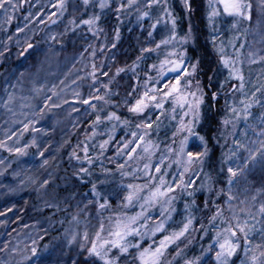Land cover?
Wrapping results in <instances>:
<instances>
[{
  "label": "snow or ice",
  "instance_id": "1",
  "mask_svg": "<svg viewBox=\"0 0 264 264\" xmlns=\"http://www.w3.org/2000/svg\"><path fill=\"white\" fill-rule=\"evenodd\" d=\"M60 8L65 9L64 0H59ZM183 10L190 18L193 9L192 0H181ZM82 6L84 13L87 14L89 8L101 10L112 9L116 20L121 21V16L131 17L135 14V21L143 26L145 18L153 20L154 23L150 25V28L155 29L157 25L169 24L170 35L161 39L156 48H144L143 52L151 53L156 49H159L161 45H172L173 48L176 45L173 43L176 41L178 16L174 13L169 0H82ZM17 4L13 3V0H0V11L5 15L6 23L12 19V13L16 11ZM155 9L156 13L153 14L152 10ZM207 21L213 33L212 41L213 46L218 53V66L216 70L212 71V75L207 77L206 81L197 79L199 60L196 63H190L186 61V50L173 51L169 54V57H175V59L166 57L160 61L159 66L152 64L149 68L155 71L156 76L153 77L145 73L143 81V92L135 99V102L128 108V111L138 117H143L141 123L134 125L135 131L129 133L131 139L127 141H121L120 147L117 149L116 155L126 156L128 160H145L143 168L137 167L133 171L142 172L147 177L149 183L140 184H127L124 186L127 194L122 197L125 205L134 206L138 205L139 210L134 214L129 215L127 212L115 216L114 219L110 218V227L105 230L103 222L100 223L99 228L95 231L92 237L89 236L87 229L82 233L78 231H72L70 234L69 243H76L77 237L80 239L78 244L79 255L84 256V264H120L122 259L131 258L137 261L138 264H163L164 251L167 246L184 236L186 232H189L190 225L193 222L191 214L187 218V222L184 223L180 231L171 235L164 236L159 245L153 247L148 245L142 247L140 240L144 236L148 235L146 229L147 221L152 219L150 215V209L159 205L161 211L160 215L164 216V220L160 221L151 229L152 235L164 229V221L170 219L171 213L175 211L172 207L173 202L176 199L175 191L179 188L182 192L186 189L192 188L195 181L189 179L185 181L184 174L189 172L192 165L199 164L201 167L192 172L193 176H199L203 172V163L205 159L209 158V149L207 144L208 139L204 135H200L197 132L196 126L200 124L204 109H211L218 104L221 100L224 101V108L226 111L225 116L220 121L221 129L219 138L225 141V145L228 143V138L231 137V145L227 147V151L221 149V157L219 161V167L216 175L211 172L204 173V179L198 186L200 191L206 193L207 196L213 199L209 201L205 200L204 206L208 207L209 203L212 204L214 211L208 218L209 228L215 232L212 237L213 243L209 244L207 248H202L201 256H197L192 260H188L185 264H200L203 259L204 253L214 252L215 264H236L233 257L237 256L238 250H242L243 256L239 257V264H264V243H253L255 238L259 236L264 240V202H259L258 206L255 202L258 201V196L253 195L251 197L253 207L252 209L244 207L247 203V193L249 189L239 187L240 179L244 178L247 181V174L252 172L255 168L259 167L264 171V111L256 113L253 111L255 107L264 109V83L254 85V90L250 93L245 90L246 78L244 75V56L243 49L248 43L247 33L248 29H245L243 33L239 32V24L243 21H252V4L250 0H207ZM222 17L232 18V28L237 31V35L228 40V45L232 48V55H229L225 50V44L223 41L217 46L215 41L219 29L215 27L216 21ZM101 20V14L93 11L88 15L86 19H81L80 23L86 25L88 30L96 35L94 29L97 28L98 22ZM260 21H257L259 27ZM17 31L21 29L17 28ZM99 31H103L99 29ZM116 38H119V28L115 29ZM148 37L153 36L152 31H148ZM55 39V37H51ZM260 41L264 42V34H261ZM239 42V43H237ZM19 43V41H17ZM178 43L180 45H188L196 43V36L192 32L191 24L187 31L180 36ZM115 47V44H112ZM31 43L27 44V47L20 53L21 56L32 49ZM95 52H93V56ZM142 59L141 57L137 58ZM247 59L250 64H256L264 62V55H258L257 52L249 51L247 53ZM93 72L90 73L93 80L96 79L95 73L97 66L92 65ZM135 65L133 66V71ZM191 69V70H189ZM226 70L227 75L223 80H219L220 70ZM123 68L117 69V74L123 72ZM168 72L175 73V76L171 80H165ZM23 72L20 73L23 76ZM103 76H107L108 72L101 73ZM236 81L237 83H230ZM13 87H15L13 85ZM105 89H108V85H104ZM135 88H133V91ZM34 91L38 92L39 89ZM240 93V99L237 100L235 94ZM260 93V96L257 94ZM108 96L116 95L108 91ZM53 95H56L53 93ZM131 95V93H129ZM231 97V103L229 102ZM15 95L13 92H8L6 99H4L2 107L8 112H13L12 105L15 102ZM23 99V98H22ZM103 100L105 104L111 103L110 99H104V97L95 96L83 99L82 103L89 105L90 108L95 109L96 105L90 103V100ZM52 100V96H47L43 101V106L40 107L39 112H43L44 108L48 107V102ZM68 103V101H64ZM169 105L166 109L165 105ZM24 107H31V105H23ZM59 104H52V107H59ZM177 108L180 109L179 122L175 126V131L172 132L173 138L177 133L180 134L181 139L178 147H168L167 152L175 156V163L182 167L183 171L178 173L179 180H173L172 183H167L164 179V174L159 177L152 175V169H155L156 173H161L160 165L164 163L168 156L161 154L159 161L153 165L152 155L158 148V145L153 144L151 140H145V136L150 133L148 130L153 128V123L156 124L158 130L163 121L161 117H164L169 121L177 120ZM73 111L77 109L73 108ZM155 112V121L152 120V113ZM116 121L122 123L126 127L130 126L128 120H121V117L116 112H108L104 115L103 120L101 115L97 114L95 120L92 121L93 135H95V127L103 121ZM36 121L30 120L24 124V129L27 130L29 124H34ZM116 124L112 125L109 131L107 140L102 141L99 144L100 154L103 152L109 142L113 139L111 133L115 132ZM33 131L38 129L33 128ZM14 135V133H13ZM195 137L200 143L195 145L196 147H202L203 151H190L189 139ZM11 137H9L10 139ZM91 137H87L82 146V155L77 154L75 150L70 153V160H75L80 167L73 174L75 179L82 183L91 184V195L93 200L96 201V205L100 210H107L109 206L108 197L101 191L105 184L109 183V178L112 175V170L102 165V171L97 174L91 167H84L85 164L93 166L95 161L89 156V144L87 140ZM212 139H215L213 137ZM217 144L219 140L217 139ZM35 143V141H33ZM173 145L176 141L173 139ZM0 147H7L0 142ZM27 147V145H25ZM95 147V146H94ZM140 149V153H137V149ZM9 152L13 149L8 148ZM16 153L26 155L20 148H15ZM40 156L44 153L41 151ZM0 163H3L0 160ZM47 163V160L44 161ZM171 165H169L170 167ZM120 169L121 176H127L130 173L123 171L124 164L117 165ZM95 176V182H92L91 177ZM88 177V180H85ZM159 183H151L154 180ZM49 180H44L43 185H47ZM223 185V187H218ZM258 192L264 194V189H258ZM241 193L244 194V198H241ZM188 197L195 196V190L187 192ZM66 201L72 199V196L65 198ZM217 200H222L226 206L221 207ZM237 202L238 205L237 206ZM92 203V201H89ZM195 204L194 199L192 205ZM79 207V205H77ZM87 205H85V208ZM185 210L190 207L189 203L185 202ZM66 210V209H65ZM83 211V209H81ZM225 211L230 213L229 216H225ZM167 212V215L165 213ZM72 221L79 224V216L73 215ZM217 221L219 223H217ZM145 228V231H141ZM209 228H206L202 223L200 230L207 235ZM132 237L135 239V243L129 239ZM139 238V239H136ZM32 247L28 249V254L23 256V260L26 264H43L42 252L38 250L36 241H32ZM8 248V243L5 242L4 249ZM47 246H45V249ZM4 249H0L3 251ZM115 250V252H113ZM11 252H16L15 247L11 248ZM135 252V255H133ZM179 251L177 255H179ZM0 264H7V262H0ZM71 264H78L77 260H72ZM205 264L207 262L205 261Z\"/></svg>",
  "mask_w": 264,
  "mask_h": 264
},
{
  "label": "trees",
  "instance_id": "2",
  "mask_svg": "<svg viewBox=\"0 0 264 264\" xmlns=\"http://www.w3.org/2000/svg\"><path fill=\"white\" fill-rule=\"evenodd\" d=\"M255 1L250 0L252 14L255 13ZM192 3L194 11L190 18L183 10H180V8L178 10L180 13L177 14L176 38H180L187 31L189 24H191L192 32L196 36V43L194 45L188 44L183 46L179 44L177 52L186 50L187 55L185 58L186 61L190 60V63H196L198 59L200 63L196 78L206 81L207 77L212 75V71L217 69L218 53L213 46V33L207 21L206 1L192 0ZM172 4L176 6L175 0L172 1ZM61 13L63 15L61 20L55 24L60 35L52 43H49V47L44 46V36L39 32L30 41L23 42L20 46L8 47L5 51L0 52V80L7 75L14 77L24 71H37L36 68H38V65H41L44 58L60 61L64 59V55L66 54L81 55L87 61V66L85 65L80 69V72L83 74L80 83L83 99H87V95L90 94L91 97L100 96L104 97V99H110L111 103L105 104L103 100L92 99L90 103L96 105V108L93 109L81 102L79 109L74 114L76 119L71 121V124L68 123L59 130L50 131L40 145L45 150L43 158L34 157L32 166L26 172L32 174L31 181L12 189L8 185L11 183L9 179L5 178L6 176L0 177V249H4L5 242L9 246L17 234L35 228V230L45 234L44 241L49 240V250L44 253L42 252L43 264H71L72 260H77L78 264H84V256L79 255L78 245L64 247L63 242L56 244L57 242L50 241V236L47 234L50 233L52 227L57 228L60 219L66 217L71 212V203L76 199H85L86 195H89L92 200V203L88 205V209L90 208L91 214L97 215L96 217H98L100 223L107 224L110 218H114L109 209L117 205L118 201H122V197L126 193L124 186L127 184L126 179H123L124 177H121L119 174L117 165L124 164L126 166L127 162L125 158L127 157L123 156L121 160L117 159L116 161L112 160V158L116 157V152L120 147L121 141L131 139L129 133L136 130L134 125L141 123L143 120V117L130 113L128 108L142 92L145 73L153 75V70L149 66L155 62V52L146 53L142 49H155L156 44L165 37L167 30L164 28L165 25L161 24L159 28L152 31L153 36L150 38L147 33L152 30L150 28L152 20L150 21L148 18V20L144 19L143 26H141L135 21V14L133 13L131 17L121 16V21L118 22L113 10L108 8L106 11L103 10L102 13L101 10H98L97 13L101 14V20L98 22L97 28L94 29L96 35H93L86 25H77L82 18L86 19L89 13L85 14L83 7L77 9L76 12H71L68 5L65 4V9L56 8L53 16L56 14L57 17H55L58 18ZM70 19H74V21L68 24ZM219 20L221 21L220 25H218V22L215 25L219 29V36L217 35L215 43L218 46L221 39L226 46V52L232 55L231 46L227 42L235 34L234 32L233 34L230 33L229 27L231 28V26L226 25V19L222 17ZM241 23L240 28L245 30L244 21ZM117 27L119 28L118 39L115 33ZM99 29L103 31H99ZM28 43H31L33 48L27 51L24 56H21L20 53L26 48V44ZM113 43L115 47H112ZM93 52H95L94 56ZM138 57L142 59L138 60ZM93 64L97 66L95 80L89 75L93 72ZM134 65L135 69L133 71ZM118 68H123L124 71L117 74ZM104 71L108 72L107 76L101 74ZM220 72L221 74L218 79L223 80L224 76L227 75V71L221 69ZM261 76L262 80L264 66ZM230 83L237 82L231 81ZM106 84L108 85L107 90L104 87ZM133 88H135L134 91ZM108 91L116 93V95L109 97ZM229 102L231 103V97H229ZM262 110L264 111V109ZM108 112H116L121 117V120H128L130 126L126 127L124 124L117 123L116 121L109 122L104 120L103 123L95 127V135H93V125L91 122L95 120L97 114L101 115L103 120L104 115ZM152 114V120L155 121V112ZM225 114L224 101L221 100L213 108L204 109L203 118L200 124L196 126L195 130L209 140L207 144L209 158L205 159L203 163V174L211 172L213 175H216L222 146L223 150L227 151V147L231 145V137L228 138L227 145H225L223 139L219 138L220 121ZM178 116L179 114H177L176 121H169L161 117L163 121L161 127L157 130L156 124L153 123V128L148 130V132L150 131V136H152L151 140L158 145L157 156H155L156 160L161 154L166 153L169 146H175L172 141L175 139L177 142L179 134L177 133L176 137L173 138L172 132L175 131V126L179 122ZM0 120H2L1 116ZM113 124L117 125L115 132L111 133L113 139L106 146L103 155H101L99 144L108 139L109 131ZM87 137H91V139L87 140L89 144L88 154L94 159L95 164L93 166L85 164L84 167H91L97 174L102 171V165L112 170V175L109 178L110 182L105 184L101 189L110 201L107 210L98 209L96 201L93 200L90 192L91 184L82 183L75 179L73 175L80 165L75 160H70V153L75 150L77 154L82 155V147H78L77 145L82 146ZM213 137L215 139H212ZM217 139L219 140V144L216 142ZM195 145H199V143L191 142L188 150L203 151L202 147H196ZM45 160H47L46 164L44 163ZM132 168L126 166V170ZM173 172L167 174L165 179L167 183H169L170 175ZM161 174H163V171L157 173V175ZM46 179L49 180V183L43 185V181ZM88 179V177H85V180ZM203 179L204 175L197 178L192 188L183 192L180 189L175 191V194H177L174 202L176 215L175 221L171 224L172 229L181 228L183 217L189 216V214L193 218L192 229H198L202 223L206 228H209L208 218L212 215L214 208L211 203H209L208 207H205L204 202L206 199L211 201L213 198L198 189ZM91 180L95 182L96 177H91ZM156 183H159V181L156 180ZM239 186L249 189L250 192L264 189V171L259 167L255 168L247 174V181L244 178L240 179ZM218 187H223V185H218ZM194 190L195 196L188 197L187 192ZM70 195L72 199L66 201L65 198ZM261 196L264 198V194H261ZM193 199L195 201L194 205H192ZM186 201L190 207L186 211V214H183L182 210L185 209L184 205ZM216 202L222 207V200H217ZM106 216H109V218L107 219ZM217 223L219 222L217 221ZM52 233L56 232L52 231ZM214 235L215 232L210 228L207 235L200 231L196 239L193 240L194 242L188 246V249L184 250V257L195 258L201 256L202 248L208 247ZM5 250L0 251V262L4 261ZM238 259L239 255L233 258L236 262ZM182 261L181 257L175 264H183ZM205 261L207 264H215L214 252L204 253L200 264H205Z\"/></svg>",
  "mask_w": 264,
  "mask_h": 264
},
{
  "label": "rangeland",
  "instance_id": "3",
  "mask_svg": "<svg viewBox=\"0 0 264 264\" xmlns=\"http://www.w3.org/2000/svg\"><path fill=\"white\" fill-rule=\"evenodd\" d=\"M172 1L173 0H169L174 10V13L177 15L178 13H180L178 11L179 8L180 10H183L181 0H175L176 6L172 4ZM205 1H206L205 8L206 11H208L207 0ZM13 3L17 4V7H16V11L12 13V19L10 22L7 23L5 22L7 18L5 17L3 12L0 11V52L5 51L8 47L20 46L21 43L30 41L32 37L37 35L39 32H41L44 36L43 38H44L45 47H49L50 45L49 43H52V41L54 40L51 39V37H55L56 39L60 35L58 29L55 27V24H57L61 20V17L63 15L61 13V15L58 18H56L57 17L56 16L57 13H56L53 16L54 10H56V8L58 9L60 8L59 0H25L23 2L21 0H13ZM64 3L68 5L69 11L71 12H76L77 9L83 7L82 0H64ZM23 9L24 11H22ZM98 10H99L98 8L96 9L89 8L88 15L92 14L93 11L98 12ZM104 10L106 11L107 9ZM254 11L255 13L252 14V21L251 22L244 21V25L246 26V29H248V33H247L248 43L245 45V48L242 50L244 53L242 59H244L243 68H244V75L246 78L245 90L249 93L254 90V85L264 83V76L263 79L261 80L262 77L261 74L263 73L264 62L250 64L247 59V53L249 51L257 52L258 55H264V42L260 41L261 34H264V0L255 1ZM152 12L153 14H155L156 10L153 9ZM223 18L226 19L227 26L232 25V18L229 17H223ZM219 19H217L216 21V23L218 22V25H220L221 22ZM73 21L74 19H70L68 21V24L73 23ZM257 21L261 22L259 27L257 26ZM152 23H154V21ZM241 24L242 23H240L238 26L239 32L243 33L244 30L240 28ZM77 25L81 26V23H78ZM159 27L160 25H157L156 28ZM170 27H171L170 24L164 27L167 30L165 37L171 34L169 31ZM17 28L21 29V31H17ZM155 29H152L151 31H154ZM229 29H230L229 30L230 33L233 34L234 32L235 34L234 36L237 35V31L233 29L232 26L231 28L229 27ZM17 41H19V43H17ZM178 41L179 38H176V41L173 42L176 45L175 48H173L172 45H168V46L161 45L160 48L157 49V51L151 52V53L155 52L154 64H157V66H159L160 61L164 60L166 57H169V54L171 52L173 51L177 52V48L179 45ZM220 43H221V39L219 41V44ZM29 50L30 49H28V51ZM231 52H232V48H231ZM169 58L175 59V57H169ZM42 61H41L42 62L41 65H38V68H36L37 71H30V72L24 71L23 76H21L20 73L19 75L14 77H12L11 75H7L2 80H0V105H2L4 99H6L8 92H13L16 97L15 102L12 105V109L15 115H13L12 112H8L4 107L0 106V116L2 119L0 120V142H3V144L7 146V147H0V160L3 161V163H0V177L6 176L5 178H8L9 182H11L8 185H10V188L12 189L16 188L17 186L20 187L21 185H24L26 182L32 180L33 177L32 174L31 173L28 174L26 172L28 171V168L32 166V161L34 157L43 158V156L39 155L41 151L43 153L45 151L43 149L44 147L42 148L40 146L41 142L44 140L45 136L49 134L50 131H54L56 129L59 130L65 127V125H67L68 123L71 124V121L76 119L74 115L76 111H73V108L78 110L83 100L80 91V83L83 74L80 72V69L85 65L87 66V61L84 60V58H82L81 55L74 56L71 54H66L64 55V59L60 61L59 60L53 61L47 58H44ZM152 76L153 77L156 76L155 71H153ZM174 76L175 73L168 72L165 77V80H170ZM13 85L15 87H13ZM35 89H39V91L36 92L34 91ZM143 90L144 89H142V92ZM142 92L140 94H142ZM53 93H55L56 95H53ZM236 94H237L236 99L239 100L240 93L237 92ZM257 95L260 96V93H258ZM47 96H52V100L48 102V107L44 108L43 112H39V109L40 107L43 106V101ZM89 97H91L90 94L87 95V99ZM65 100L68 101V103H64ZM53 103L59 104L60 106L52 107ZM23 105H31V107H24ZM165 107L167 109L169 108V105L166 104ZM253 111L259 113L263 110L257 106L253 109ZM177 114H179L180 116L179 108H177ZM152 119H153V114H152ZM30 120H34L36 121V123L29 124L28 129L25 130L24 124L28 123ZM33 128L38 129V131H33L32 130ZM9 137L11 138L9 139ZM151 138L152 136H150V134L145 136V140H151ZM180 139L181 136L179 134V138L177 139L175 146H169V147H174V148L178 147ZM33 141H35V143H33ZM191 142L200 143L195 137H191L189 139V144ZM153 144L155 143L153 142ZM25 145H27V147H25ZM8 148L13 149V151L9 152L7 150ZM15 148H20L22 152L27 154L26 155L18 154L14 151ZM140 151L141 150L138 148L137 153H140ZM157 151L158 148L152 155L153 165H155L159 161V158L161 156L160 155L159 158L156 160L155 156H157L156 155ZM165 155L168 156V159H166L164 163L160 165L161 170L163 171L164 174V179H166L167 174L174 171L173 174L170 175L171 177L169 183H172L174 179L178 181L179 180L178 173L180 171H183V169L174 162L175 156L173 154L168 153L166 151ZM122 157L123 155H121L120 157H117L116 155V157L112 158V160L114 161H116L117 159L121 160ZM125 161L127 162L126 165L127 167L129 168L133 167L132 169L126 170V166H125L124 168L125 172H129L130 174L127 176H121L124 177L123 179H126L127 184L131 183V184L143 185L149 183L147 177H145L142 172L133 171L137 167L142 169L143 164L146 162L145 160H128V158H125ZM169 165L171 166L169 167ZM200 167L201 166L199 164L192 165L190 171L184 174L185 181L191 179L196 182L197 178L203 175L204 169L203 172H201L198 177L193 176L192 172L196 171ZM118 170L120 174V169ZM152 175L154 177L160 176L157 175L154 168L152 169ZM151 183H156V180L152 181ZM127 184H125V186ZM149 186H151L150 183ZM239 187L241 188V186ZM176 190H179V188H177ZM126 194L127 192L125 193V195ZM176 195L177 194H175V196ZM240 195L241 198L243 199L244 194L241 193ZM253 195L258 196V201L255 202L257 206L259 202H264V198L261 196V193L258 192L257 190H254L252 192L248 191L247 203L246 205H244V207L250 208L254 212L255 211V208L253 207L254 202L251 199ZM89 201L92 200L89 195H86L85 199H76L73 201V203H71L72 204L71 212L68 213L66 217L60 219V223L57 228L52 227L50 233L47 234L48 236H50V241L57 242L56 244H58V242H63L64 247H68L69 245H78L80 243L79 237H77L76 243L73 244L69 243L70 234L72 231H78L82 233L85 229H87L90 237L94 235L95 231H97L99 228L100 222L98 217H96L97 215L91 214L90 208L88 209V205L90 204ZM174 202L172 204V207L176 211ZM77 205H79V207H77ZM85 205H87L86 208ZM237 206H239L238 202H237ZM222 207L226 208V206L223 204ZM81 209H83V211H81ZM138 210H139L138 205L127 206L125 205L122 199V201H118L117 205H115L113 208H110L109 212L115 218V216L125 212H127L129 215H132ZM160 211L161 209L159 205L150 209V215L152 219L147 221L146 229L148 230V235L144 236V238L140 240L142 247H147L148 245H152L153 247L158 246L159 241L164 236L171 235L175 232L180 231L184 223L187 222V218L189 217L187 215L183 217L182 219L183 223L181 224V228L172 229L171 224L173 221H175V215H176L175 211H173L171 213L170 219L164 221V229L159 232H156L155 235H152L151 229L154 228L157 223L164 220V216L160 215ZM182 212L183 214H186L185 209L182 210ZM73 215L79 216V221H80L79 224L72 221ZM165 215H167V212L165 213ZM225 215L230 217V213H228L227 211H225ZM106 218L108 219L109 216H106ZM104 226H105V230L107 231V229L110 227V220L107 222V224H104ZM191 227L192 224L190 225L189 232H186L184 236L180 237L178 240H175L173 243L167 246V248L164 251L163 264H175L179 258L181 259V257L183 259L182 261L183 264H185L186 261L193 259V257L192 258H188V256L184 257V250L188 249V246L192 242H194L193 240L196 239V237L198 236L201 230L200 227L198 229H192ZM146 229L142 228L141 231H145ZM52 231H55L56 233H52ZM44 235L45 234L40 233V231L35 230V228L34 229L31 228L28 231H24L22 233L17 234L12 240V243L5 250L6 252L3 262L6 261L7 264L26 263L23 260V256L25 254H28V249H30L33 246L32 245L33 240L36 241V246L39 251L43 253L48 251L49 240L44 241L43 240ZM259 238L260 237L257 236L253 241V243H264V240H262L261 238L259 240ZM129 239L132 240L133 243H135V239H133L132 237H129ZM188 242L190 243L187 245ZM211 243H213V240L211 241ZM45 246H47L46 249ZM13 247L17 249V251L14 253L10 251L11 248ZM178 251L180 253L179 255H177ZM113 252H115V250H113ZM133 255H135V252L133 253ZM237 255H239V257H242L243 256L242 250H238ZM120 264H138V262L129 258V259H122L120 261ZM236 264H239V259L236 262Z\"/></svg>",
  "mask_w": 264,
  "mask_h": 264
}]
</instances>
